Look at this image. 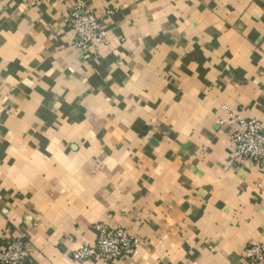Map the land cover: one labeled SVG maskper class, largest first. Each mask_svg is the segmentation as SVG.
<instances>
[{
    "label": "crops",
    "instance_id": "0c3cea01",
    "mask_svg": "<svg viewBox=\"0 0 264 264\" xmlns=\"http://www.w3.org/2000/svg\"><path fill=\"white\" fill-rule=\"evenodd\" d=\"M107 45L84 53L73 10ZM264 124V0H0V249L73 262L98 223L139 238L109 264H252L264 167L236 161ZM254 264H264L254 263Z\"/></svg>",
    "mask_w": 264,
    "mask_h": 264
},
{
    "label": "built area",
    "instance_id": "2783aa9c",
    "mask_svg": "<svg viewBox=\"0 0 264 264\" xmlns=\"http://www.w3.org/2000/svg\"><path fill=\"white\" fill-rule=\"evenodd\" d=\"M36 2L37 0H24ZM112 12L106 11L97 16L91 10L75 9L69 17V25L74 33L75 47L84 53L97 51L107 45L103 19ZM230 155L236 161H248L256 168L264 167V124L258 120L237 119L236 128L232 130L229 141ZM95 241L84 245L67 256L76 263L96 260L109 264L121 257H135L141 242L138 237L120 227L98 223L94 226ZM26 235L10 240L0 249V264H26L29 256ZM243 258L249 263L264 262V246L253 244L244 247Z\"/></svg>",
    "mask_w": 264,
    "mask_h": 264
}]
</instances>
